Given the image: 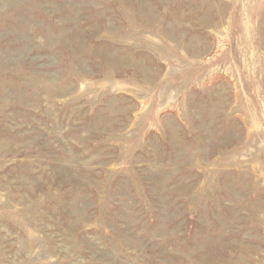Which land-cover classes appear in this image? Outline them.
Returning <instances> with one entry per match:
<instances>
[{
	"label": "rangeland",
	"instance_id": "rangeland-1",
	"mask_svg": "<svg viewBox=\"0 0 264 264\" xmlns=\"http://www.w3.org/2000/svg\"><path fill=\"white\" fill-rule=\"evenodd\" d=\"M0 264H264V0H0Z\"/></svg>",
	"mask_w": 264,
	"mask_h": 264
}]
</instances>
